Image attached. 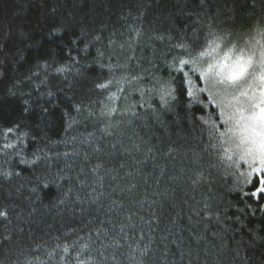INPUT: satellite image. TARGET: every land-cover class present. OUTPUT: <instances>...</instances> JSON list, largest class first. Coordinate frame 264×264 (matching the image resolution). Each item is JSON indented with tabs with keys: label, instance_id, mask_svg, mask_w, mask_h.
Masks as SVG:
<instances>
[{
	"label": "trees",
	"instance_id": "16d2710c",
	"mask_svg": "<svg viewBox=\"0 0 264 264\" xmlns=\"http://www.w3.org/2000/svg\"><path fill=\"white\" fill-rule=\"evenodd\" d=\"M252 6L0 0V173H12L0 175V211L8 213L0 218V264H135L129 257L145 242L153 264H264V240L255 239L264 237V198L240 177L247 165L227 159L220 108L207 93L189 98L169 67L174 57L188 59L175 45L198 54L210 32L224 36L221 56L235 44L258 59L264 0L248 19ZM185 71L194 92L205 87L199 72ZM173 77L176 99L164 109L156 90ZM105 105L117 111L102 116ZM98 158L105 170L93 173ZM172 189L174 196L161 195Z\"/></svg>",
	"mask_w": 264,
	"mask_h": 264
},
{
	"label": "snow or ice",
	"instance_id": "6c2138e0",
	"mask_svg": "<svg viewBox=\"0 0 264 264\" xmlns=\"http://www.w3.org/2000/svg\"><path fill=\"white\" fill-rule=\"evenodd\" d=\"M252 5V8L249 9L248 19H251V15H255L256 0H252ZM255 30L257 34L264 36V19L257 21ZM160 38L163 39V37ZM222 40H224V36L210 32L207 39V48L195 55L192 51H189V45L184 43L175 45L176 48L185 51L188 59L179 58L177 63L174 57V63L169 67L181 74L180 85L189 98L196 99V93H207L206 99L220 108V115L224 118L223 125H228L225 132L219 133V138L223 140L224 144L230 145L229 148L225 149V153H231L227 155V159L232 161V164L237 168L241 166V163L247 165L248 171L240 173V177L243 179L244 184H251L255 188V191L251 192V196L259 195L264 198V45H260L258 59H254L257 53L252 47H249L246 54L244 49H237L235 44L231 45L221 56ZM256 43L259 44V42ZM205 64L206 67L203 66ZM186 68L191 72H199L196 80L204 81L205 87L197 88L194 92L195 84L189 75V71H185ZM58 71L63 70L58 69ZM174 84L175 77L172 80L160 83L159 88L156 90L161 107L164 109H167L170 103L176 99ZM95 87L107 90L108 84L98 83ZM257 88L259 89L258 94ZM122 90L120 89V91ZM115 98V94L109 96L110 100ZM148 107L151 108L152 105H148ZM116 111V108L105 105L101 115L111 116ZM156 119L158 120L159 117L157 116ZM204 123L208 124L209 122L204 121ZM109 126H106L104 131L105 135L111 136L113 133L107 130ZM215 129L216 125L213 122L209 125L210 138L216 136ZM13 131L12 128L7 129L8 133ZM5 147H11V145H5ZM115 148L116 145L113 144L112 149ZM97 151L99 152L101 149H97ZM124 151L127 152L128 149L125 148ZM21 162L24 163V161ZM146 162L142 161L141 163ZM120 167L123 168L124 165L121 164ZM101 170H105V163L102 158H98V162L93 165L91 171L101 173ZM106 171H111V169H106ZM163 173L164 169H161V174ZM0 175L7 179L12 173H0ZM126 175L131 176V173ZM112 179L115 180L116 177L113 176ZM133 179L135 178L133 177ZM193 182H195V179ZM136 187V184L132 183L128 191ZM123 190L121 189V191ZM175 191V189L165 190V193L161 195L167 198L168 196H174ZM112 203L116 204L118 201L113 200ZM152 203H159L160 208H164V204L160 201L153 200ZM172 203L174 204V199ZM7 216L6 211H0V218L6 219ZM153 218H156L155 213ZM144 239L143 236L140 237L142 242ZM161 239L167 241L168 237H161ZM177 239H172L171 243L179 247ZM255 239L264 240V237H255ZM108 247L111 248L112 245ZM82 248L88 249L89 246L88 244H82ZM165 249H167V244H165ZM153 256L152 243L145 242L140 248L136 249L135 255L129 257V259L135 261V264H153ZM112 260L116 261L115 255L112 256ZM78 264H94V262L91 259H81Z\"/></svg>",
	"mask_w": 264,
	"mask_h": 264
}]
</instances>
